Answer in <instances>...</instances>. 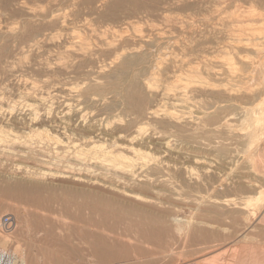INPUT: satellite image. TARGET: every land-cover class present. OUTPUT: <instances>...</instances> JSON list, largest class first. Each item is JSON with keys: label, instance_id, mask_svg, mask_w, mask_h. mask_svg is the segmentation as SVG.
I'll return each mask as SVG.
<instances>
[{"label": "bare ground", "instance_id": "obj_1", "mask_svg": "<svg viewBox=\"0 0 264 264\" xmlns=\"http://www.w3.org/2000/svg\"><path fill=\"white\" fill-rule=\"evenodd\" d=\"M96 1L19 2L21 12L27 11V19L19 28L0 32L2 78L12 54L5 40L13 41L14 51L25 44L33 49L45 40L73 31L71 25L78 21L81 6L93 7ZM213 1L210 28H194L188 40L190 44L196 42V47L187 50L197 54L195 63L175 55L179 46L175 48L173 36L136 27L129 32H97L85 27L82 36L73 35L69 41L56 44L53 64L33 62L26 68L35 76L52 77L50 83L42 81L43 88L48 90L47 98L67 100L63 111L40 109L46 98L26 92L24 96L32 101L19 109H0V123L22 120L18 123L22 128L60 146L57 157L67 160L70 170L78 171V179L94 184L96 176L105 174L102 182L112 186L115 193L111 200L150 203V210L158 209L162 202L153 204L143 189L154 190L163 182L162 170L169 168L165 156H177L181 146H200L230 168L232 178L217 181L220 184L227 180L238 185L257 180L264 173V0ZM12 2L15 0H3L8 7ZM69 2L71 8L67 9ZM127 4L134 11L140 10L137 0H111L96 10L99 16L118 21L119 8ZM104 7L105 14L99 10ZM177 23L189 27L182 21ZM185 65L189 70L182 72ZM66 79L68 83L62 84ZM3 133L0 126V142L5 143L0 145L5 147L0 155L11 154L17 148L34 159V148L26 138ZM21 134L28 137L25 132ZM70 161L79 167L72 169ZM184 171L191 179L190 170L181 173ZM49 173H35L33 180L9 173L4 180L10 189L6 194L17 197L23 196L24 187L43 188L47 185L43 179L51 176ZM64 174L75 175L71 171ZM213 197L247 210L255 207L259 212L264 190L248 194L241 199L243 203H237L233 195L225 198L208 194V198ZM241 211L244 214L246 210ZM172 221L177 231L189 230L190 223L177 218ZM9 239L0 235L3 264H20L19 255L5 252Z\"/></svg>", "mask_w": 264, "mask_h": 264}, {"label": "rangeland", "instance_id": "obj_2", "mask_svg": "<svg viewBox=\"0 0 264 264\" xmlns=\"http://www.w3.org/2000/svg\"><path fill=\"white\" fill-rule=\"evenodd\" d=\"M109 1L97 0L93 7L81 6L78 21L71 25L73 31L45 40L33 49L25 44L14 51L13 41L5 40L12 54L7 60L5 78L0 75L2 111L11 107L19 109L25 102H31V97L24 96L26 92L46 98L40 109L50 107L54 112L63 111L67 100L63 97L49 99L48 90L43 88L42 81L50 83L52 77L35 76L26 68L33 62L53 64L56 44L61 40L69 41L73 35L82 36L85 27L97 32L107 29L129 32L131 27H136L173 36L175 48L179 46L175 55H182L185 62H196L197 54L187 52L196 47V42L190 44L188 40L193 37L192 30L210 28L213 0H137L140 10L134 11L135 8L127 4L119 8L118 21L99 16L96 10ZM19 2L22 0H15L8 7L0 0V32L19 28L27 19V11L21 12ZM69 3L67 9L71 8ZM99 10L105 14L107 7ZM172 19L175 20L171 22ZM177 21L189 27L180 26ZM194 38H197L196 33ZM188 66H183L181 71L189 70ZM20 121L2 120L0 123L5 132L3 136L15 133L22 140L26 138L35 154L34 159H30L16 148L11 154L0 155L1 169L5 168L0 169L5 173L0 174V219L7 215L14 221L12 232H0V235L10 238L4 246L5 252L19 255L20 264H231L239 251H243L241 246L264 239V200L258 212L255 207L247 210L242 205H230L232 202L228 200L208 198L209 193L225 198L233 195L237 203H243L241 199L248 194L264 190V173L256 177L258 183L254 180L238 185L227 180L220 184L217 181L232 178L230 168L200 146H181L176 151L177 156H165L169 168L162 170L163 182L156 184L154 190L143 189L153 204L162 202L153 211L150 203L111 200L115 193L112 186L102 182L106 180L105 174L96 176L94 184L78 179V171L70 170L67 160L57 157L60 146L22 128ZM4 144L0 142L1 147ZM70 162V167L77 169L78 165ZM183 169L190 170L191 179L185 171L181 173ZM65 171H71L74 177L65 175ZM40 172H51V176L43 179L47 184L43 188L24 187L23 196L17 197L6 194L10 189L7 190L4 180L9 173L33 180L35 173ZM183 176L188 179L183 181ZM241 210L246 211L243 214ZM173 218L190 223L189 230L177 231Z\"/></svg>", "mask_w": 264, "mask_h": 264}, {"label": "crops", "instance_id": "obj_3", "mask_svg": "<svg viewBox=\"0 0 264 264\" xmlns=\"http://www.w3.org/2000/svg\"><path fill=\"white\" fill-rule=\"evenodd\" d=\"M255 243L241 246L243 251H239L236 261H233L231 264H261L262 262V264H264V239H256ZM245 256L248 258V260ZM245 260L247 261L245 262Z\"/></svg>", "mask_w": 264, "mask_h": 264}, {"label": "built area", "instance_id": "obj_4", "mask_svg": "<svg viewBox=\"0 0 264 264\" xmlns=\"http://www.w3.org/2000/svg\"><path fill=\"white\" fill-rule=\"evenodd\" d=\"M13 228H14V221L11 216L5 215L0 219V232L1 233H5V234L10 233L12 232ZM0 264H3L1 253H0Z\"/></svg>", "mask_w": 264, "mask_h": 264}]
</instances>
